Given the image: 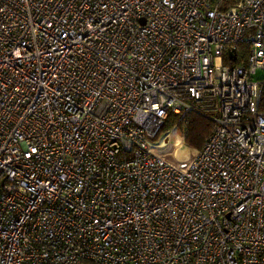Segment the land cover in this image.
<instances>
[{"label":"built area","instance_id":"2783aa9c","mask_svg":"<svg viewBox=\"0 0 264 264\" xmlns=\"http://www.w3.org/2000/svg\"><path fill=\"white\" fill-rule=\"evenodd\" d=\"M0 264H264V0H0Z\"/></svg>","mask_w":264,"mask_h":264},{"label":"trees","instance_id":"16d2710c","mask_svg":"<svg viewBox=\"0 0 264 264\" xmlns=\"http://www.w3.org/2000/svg\"><path fill=\"white\" fill-rule=\"evenodd\" d=\"M227 4H231V2L228 1ZM243 48L244 46H240L239 49ZM173 126L183 135L184 144L194 150H199L210 134L213 124L208 118L197 113L188 112L178 120L177 114L169 112L159 129L157 137L168 132Z\"/></svg>","mask_w":264,"mask_h":264},{"label":"bare ground","instance_id":"6f19581e","mask_svg":"<svg viewBox=\"0 0 264 264\" xmlns=\"http://www.w3.org/2000/svg\"><path fill=\"white\" fill-rule=\"evenodd\" d=\"M169 148L173 149L172 156L173 158H169V154L167 153V149H163L164 156L169 160L175 161H187L195 152L194 149L186 146L183 143L182 136L179 133H176L174 136V141L169 145Z\"/></svg>","mask_w":264,"mask_h":264},{"label":"rangeland","instance_id":"374dc122","mask_svg":"<svg viewBox=\"0 0 264 264\" xmlns=\"http://www.w3.org/2000/svg\"><path fill=\"white\" fill-rule=\"evenodd\" d=\"M176 133H179L181 136H182V138H183V135L181 134V132L175 127V126H173L169 131H168V133L167 134H169V136L168 137H166L165 136V141H162V147H161V150H163V149H167V153L169 154V158H173V156H172V152L171 151H173V149H171V148H169V145L174 141V136H175V134ZM161 140H164V137H162V139ZM184 143V142H183ZM186 145V144H185ZM186 146H188V145H186ZM189 147V146H188ZM192 149V148H191Z\"/></svg>","mask_w":264,"mask_h":264},{"label":"water","instance_id":"95a60500","mask_svg":"<svg viewBox=\"0 0 264 264\" xmlns=\"http://www.w3.org/2000/svg\"><path fill=\"white\" fill-rule=\"evenodd\" d=\"M229 56L232 57V58L234 59V53H233V51H230V52H229Z\"/></svg>","mask_w":264,"mask_h":264}]
</instances>
